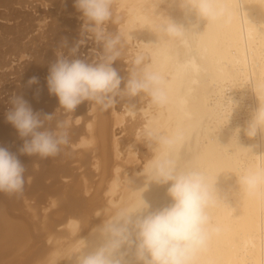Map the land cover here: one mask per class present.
<instances>
[{
  "label": "bare ground",
  "instance_id": "6f19581e",
  "mask_svg": "<svg viewBox=\"0 0 264 264\" xmlns=\"http://www.w3.org/2000/svg\"><path fill=\"white\" fill-rule=\"evenodd\" d=\"M73 3L0 0V101L22 94L34 111L67 120L70 134L55 158L19 155L23 140L0 108V146L27 168L23 194L0 193V264H72L84 243L98 242L92 229L118 209L141 200L147 211L169 205V184L146 172L163 154L180 169L202 171L210 186L209 236L193 264H264V121L256 123L264 107V0H210L222 10L214 17L201 15L196 0H113L105 28L121 37L113 63L121 89L133 70L148 69L162 78L166 101L141 92L107 109L84 101L65 113L46 80L57 52L69 55L62 38L69 47L85 39L76 56L90 63L103 54L102 43L81 35ZM41 6L50 13L38 14ZM32 76L39 83L28 86ZM257 173L254 190L240 184ZM126 252L136 264L135 247Z\"/></svg>",
  "mask_w": 264,
  "mask_h": 264
},
{
  "label": "clouds",
  "instance_id": "9594fccd",
  "mask_svg": "<svg viewBox=\"0 0 264 264\" xmlns=\"http://www.w3.org/2000/svg\"><path fill=\"white\" fill-rule=\"evenodd\" d=\"M203 16H217L222 10L214 9L210 0H196ZM113 0H74L73 6L84 20L81 35L103 45V54L97 61L88 62L76 56L85 43L80 39L69 47L68 37H63L61 47L69 49V55L58 51L49 66L46 77L49 94L58 98L60 108L72 113L78 105L89 101L102 109L117 103V97H133L141 92L149 93L154 102L164 103L166 96L161 90L162 78L158 73L144 69L133 70L121 89L123 78L113 63L120 56L117 45L121 37L109 33L105 24L112 19ZM168 31L175 32L169 27ZM143 57L137 56L135 65ZM39 83L32 76L28 86ZM11 107L5 113L23 140L19 155L55 158L70 144L69 123L57 119L56 114L34 111L22 94L13 93L9 98ZM55 120V126L52 122ZM264 121V107L256 115V123ZM163 143L171 149L175 140ZM146 172L159 183L169 184L167 189L171 203L155 211L139 203L118 209L111 217L92 229L98 241L93 247H84L71 256L72 264H128L126 248L135 247L136 264H193L194 255L206 245L210 219L207 208L212 202L206 175L197 168L180 169L167 154L148 162ZM27 168L17 152L0 146V193L12 196L23 194L26 186ZM260 174L240 177V184L254 190L260 183Z\"/></svg>",
  "mask_w": 264,
  "mask_h": 264
},
{
  "label": "rangeland",
  "instance_id": "374dc122",
  "mask_svg": "<svg viewBox=\"0 0 264 264\" xmlns=\"http://www.w3.org/2000/svg\"><path fill=\"white\" fill-rule=\"evenodd\" d=\"M53 6H54V5H53ZM53 6L51 5V6H48V7L46 6V7H47L48 9H49V8L54 9L55 7L53 8ZM41 7H42V8H40V9H41V12H37L38 14H39V13H42V12H43V14H44V13H45V14H46V13H47V14L50 13V12H46V11H44V7H43V6H41ZM47 8H45V9L47 10ZM38 14H37V15H38ZM37 15H36V16H37ZM46 19H47L48 21H50L49 19H52V18H51V17H50V18L47 17ZM3 20H4V19H0V22H1V21L3 22ZM4 21H5V20H4ZM35 21H36V20H35ZM37 21H38V20H37ZM37 21H36V22H37ZM2 22H1V23H2ZM3 23H6V21L3 22ZM3 77H4V76H3ZM11 77H12V76H11ZM1 83H3L4 86L7 87L8 84H10V80H8V78H5ZM9 86H10V85H9ZM8 93L10 94V92H8ZM11 96H12V95H11ZM11 96L6 94V95L2 96V98H1V101H0V108H1L2 106H5V107H4V110H3V112H2L3 115H4V113L7 112V110L11 107V105H10L9 102H8V101H9V98H10ZM0 115H1V114H0Z\"/></svg>",
  "mask_w": 264,
  "mask_h": 264
}]
</instances>
